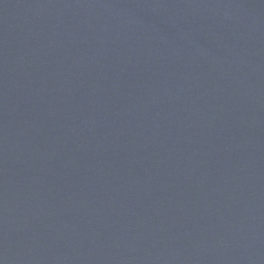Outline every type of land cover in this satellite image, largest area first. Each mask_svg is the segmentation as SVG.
Instances as JSON below:
<instances>
[{
  "label": "water",
  "instance_id": "1",
  "mask_svg": "<svg viewBox=\"0 0 264 264\" xmlns=\"http://www.w3.org/2000/svg\"><path fill=\"white\" fill-rule=\"evenodd\" d=\"M0 264H264V0H0Z\"/></svg>",
  "mask_w": 264,
  "mask_h": 264
}]
</instances>
